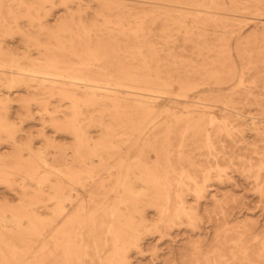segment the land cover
Instances as JSON below:
<instances>
[{
    "label": "bare ground",
    "instance_id": "obj_1",
    "mask_svg": "<svg viewBox=\"0 0 264 264\" xmlns=\"http://www.w3.org/2000/svg\"><path fill=\"white\" fill-rule=\"evenodd\" d=\"M154 6L193 17L190 40L198 43L199 64L178 58L167 44L171 27L184 25L174 20L180 14ZM58 7L67 15L50 24L48 16ZM236 11L251 12L255 27L264 29V0H0V145L9 147H0V184L22 190L15 204L0 195V264H130V252L142 253V240L161 235V226L195 229L209 197L228 224L227 201L209 188L236 161L233 170L263 193L264 150L252 149L254 161L234 156L224 143H245L247 129L264 143L263 122L247 124L236 116L241 102L264 108V47L257 50L256 36L243 37L234 50L245 67L243 88L260 94L226 97L227 107L218 113L208 103L197 107L185 93L199 85L216 91L239 77L227 43L231 30L219 38L227 52L220 50L214 61L206 55L215 51L207 27L227 28L212 15ZM163 16L159 46L148 22ZM22 21L35 32L23 30ZM15 34L26 52L5 43ZM156 88L167 95L163 106L145 94ZM13 89L25 96L15 99ZM14 100L26 110L39 105L53 131L71 136L72 143L47 133L39 149L31 133L19 141L9 116ZM92 128L101 131L97 137ZM253 226L221 228L208 251L193 245L188 264H264V235ZM41 236L47 240L34 253Z\"/></svg>",
    "mask_w": 264,
    "mask_h": 264
},
{
    "label": "rangeland",
    "instance_id": "obj_2",
    "mask_svg": "<svg viewBox=\"0 0 264 264\" xmlns=\"http://www.w3.org/2000/svg\"><path fill=\"white\" fill-rule=\"evenodd\" d=\"M228 6V3L226 4ZM153 10L157 12H174L180 14L178 17H174L176 23L183 22L184 25L180 27H171L168 32L171 41H169L168 46L171 48L178 58H193L197 64L201 62L195 58V45L198 43L191 37V31L193 27V17L191 15L185 16L184 10L173 9L169 6H154ZM67 13L61 8L52 10L48 18L51 20L50 24L55 23L56 18L66 16ZM199 16V15H197ZM212 17H221L225 20L227 28L222 26H208L207 36L212 38V44L215 45V51L213 53L206 54L209 56V60L216 58V55L220 54V50H225L221 54L227 52L225 42L219 41V38L224 36L225 31L231 30V35H227V43L231 48L232 59L237 68V75L239 76L233 83H227L222 85H217L216 91H211L207 89L211 85H199L198 88L187 90V93L193 102L196 103L197 107H200L202 103H208L212 106V109L216 110L218 113L225 111L226 104L224 103L226 97H239L246 93H251L254 89H249L248 87L243 88V84L240 81V75L245 71V67L241 60L238 58L234 47L238 41H242V38L249 35H254L259 41L257 50H261V46L264 47V29L260 27H255L254 19L255 15L251 12L243 13L236 11L234 15H227L226 13L214 14ZM165 17L157 18L155 22H148L150 24L153 37L159 46H163V32L166 30L164 24L166 23ZM20 26L23 30H29L35 32L33 28H29L26 21H22ZM195 31V30H193ZM197 33V31H196ZM189 38V40H188ZM5 43L8 46L15 48L18 53H23L27 51L25 47V41L18 34L13 37H8L5 39ZM255 51L256 47H252ZM33 55H36V51H32ZM207 56V57H208ZM214 61V60H213ZM217 63V62H216ZM12 97L18 99L19 97L25 96L24 92L17 91L13 89ZM125 92V89L123 90ZM256 94L261 92L255 89ZM148 98L153 99L154 102H158L160 105L166 103L167 95L161 92V89H153V91L145 92ZM177 99H181L175 96ZM191 103V102H189ZM188 103V104H189ZM239 113L236 116L240 120H247V124L252 122H263L264 123V108L258 105L251 104V106L245 104V102L240 103ZM11 121L16 124L19 128L17 133V139L19 141H25L28 134L31 133L33 137V146L35 149L42 148L45 144V139L42 137V133H47L49 135L57 136V142L59 143H72V137L69 135L58 134L53 131L49 125L50 115L43 114L40 110L39 105L32 103L28 110L18 103L17 100L12 101L11 108L9 110ZM163 116H166V112L162 111ZM91 131L96 137L101 131L99 129L92 128ZM246 142L232 144L229 140L224 141L225 144L231 146L229 149L236 155H247L256 159L255 154H252V149L257 148L260 152L264 150V143H262L255 132L249 129L246 130ZM6 140V139H5ZM3 147L2 150L7 151L9 148L7 142H3L0 145ZM107 158V157H106ZM202 160L204 157H199ZM255 161V160H254ZM107 167H113L112 157H109L105 161ZM95 166L100 167V163L96 161ZM239 166V162L236 164H230L229 169L226 170V177L219 182H215L211 189L218 199L223 198L227 201L224 211L227 214V220L230 223H224L222 215L216 214L217 210L212 201V198L203 199L200 206L201 220L193 223L196 226L195 229L190 226L173 227L169 231H165L163 226L160 227L161 235L159 232H153L147 235L141 242V247L143 249L142 253H138L134 250L130 252V264H188L189 255L194 253L196 250L193 247L194 244H199L200 250L204 253L208 251L216 240V235L221 231V228L225 226L237 225L241 222H252L256 232H260L264 235V191L260 193L257 184L252 179L245 178L238 171H234V167ZM107 173H103V177H106ZM20 181V179H18ZM17 181V182H18ZM77 190L81 193V189L78 185H75ZM264 190V188H263ZM22 190L19 186H15V190H10L5 185L0 184V195H5L8 197L13 204L19 203V196ZM85 197H87L85 195ZM193 202V200H191ZM216 210V211H215ZM215 211V212H214ZM149 219L155 221L157 215L153 212H149ZM227 224V225H226ZM42 241L39 245H33V252L37 253L40 250V245L46 241V237L41 236ZM45 239V240H44ZM33 253L30 254L32 258ZM188 255V257H187Z\"/></svg>",
    "mask_w": 264,
    "mask_h": 264
}]
</instances>
